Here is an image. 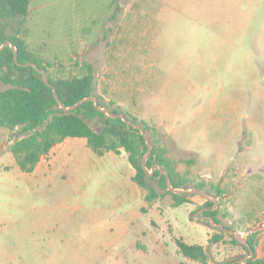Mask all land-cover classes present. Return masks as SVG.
<instances>
[{
    "label": "rangeland",
    "instance_id": "1",
    "mask_svg": "<svg viewBox=\"0 0 264 264\" xmlns=\"http://www.w3.org/2000/svg\"><path fill=\"white\" fill-rule=\"evenodd\" d=\"M259 2L112 0L108 5L107 0H31L26 40L30 51L52 65L49 74L53 78L79 75L80 63L93 65L95 94L113 108L120 107L118 101L125 95L136 99V83L132 80L125 94L126 77L134 65L141 67L140 72L148 69L164 77L172 76L173 72L183 73L185 77L191 74L189 79L202 86L206 82L204 71L210 64L198 62L203 57H217L220 72L215 75L213 87L223 127L221 144L217 146L223 154L224 168L232 173L242 156L264 157V11L255 8ZM124 26V38L119 46L113 39L122 33ZM156 60L162 63L156 65ZM8 88L0 81V91ZM169 88L174 89V83ZM203 101L207 104L208 98L204 97ZM259 122L260 128H253ZM91 126L96 130L102 127L99 121L91 122ZM17 136V131L0 132V144L6 147L0 155V264H140L141 258L142 264H147L146 256L139 257L130 248L126 250V263L119 255L122 245L100 249L94 243L88 255L64 249L58 255L48 253L42 262L38 233L25 234L28 224L16 223L11 214L26 217L24 208L38 212L39 206L61 203L60 214L77 210L82 213L89 203L74 188L75 178L71 175L57 181L59 189L55 190L51 182L21 172L11 152ZM230 173L227 179L232 178ZM223 184L205 183V190L201 191L218 202L216 210L221 225L246 240L253 222L241 223L231 211L232 186L229 182ZM153 186L163 192L157 183ZM157 203L160 239L176 263L185 260L176 255L175 240L180 237L189 244H205L211 264L242 263L249 257L229 236L220 243L210 242L220 230L201 218L205 216V212H200L201 206L186 203L175 207L170 195ZM113 210L111 207L112 216ZM34 227L33 223L28 226ZM110 238L107 239L110 244L118 241L112 235ZM130 241L127 237L124 242L129 245Z\"/></svg>",
    "mask_w": 264,
    "mask_h": 264
},
{
    "label": "crops",
    "instance_id": "2",
    "mask_svg": "<svg viewBox=\"0 0 264 264\" xmlns=\"http://www.w3.org/2000/svg\"><path fill=\"white\" fill-rule=\"evenodd\" d=\"M111 1L107 0V4L110 5ZM263 6L264 0H260L255 8L264 11L261 10ZM125 27L113 39L119 46L124 38ZM161 63L155 62L156 65ZM198 63L210 64L209 69L204 71L206 82L202 86L195 79L194 82L189 79L191 74L185 77L183 73L173 72L172 76L164 77L148 69H145V73L140 72L141 67L134 65L128 72L130 76L126 77L125 94L128 91L127 84L132 80L136 83V99L128 94L120 98L118 105L125 113L129 112L144 121L161 135V143L167 148L168 157L175 162L180 177L203 184L202 190H205V183H230L231 211L240 218L241 223L253 222L252 226H256L257 256L264 258V157L258 159L245 155L241 163L231 169L232 173L224 168L223 154L217 146L221 144L222 138L221 110L213 87L215 75L220 72V61L217 57H203ZM159 81H162L161 85ZM170 83H174V89L169 88ZM204 97L208 98L207 104L203 101ZM260 126L261 122L255 123L253 128L258 129ZM3 146V143L0 144V155L6 148ZM127 162L129 159L124 150L120 154L107 152L99 156L89 147L87 139L68 138L43 157L32 173L21 170L24 174L39 176L51 182L55 190L59 189L57 181L71 175L75 178L74 188L89 203L82 213L77 210L60 214L61 203L58 206H39L38 212L33 208L30 211L24 208L28 214L26 217L11 214L16 223L35 225L32 229L27 226L25 234L38 233V250L42 262L46 261L44 259L48 253L58 255L64 249H67L66 252L82 251L88 255L94 243L100 249L122 245V254L120 252L119 255L126 263V250L130 248L139 253V257L146 256L147 264H181L176 263L174 257H169L160 239L157 201L164 197L148 202L146 191L133 180L135 169ZM229 173L232 178L227 179ZM111 207L114 209L113 216ZM111 235L118 240L114 244L107 241ZM127 237L131 239L129 245L124 242ZM176 255L180 256L178 250ZM184 259L182 264H201ZM139 260L142 264L143 259ZM208 264H211L210 261Z\"/></svg>",
    "mask_w": 264,
    "mask_h": 264
},
{
    "label": "trees",
    "instance_id": "3",
    "mask_svg": "<svg viewBox=\"0 0 264 264\" xmlns=\"http://www.w3.org/2000/svg\"><path fill=\"white\" fill-rule=\"evenodd\" d=\"M30 5L31 0H0V48L10 41L16 48L19 64L33 63L44 70L65 107H72L88 97H96L100 108H106L113 114H123L131 122L141 125L152 143L153 150L144 169L142 160L148 152V147L139 130L128 126L121 119L107 117L106 113L96 109L93 101L85 102L74 111L64 112L54 96L53 89L39 78L36 69L17 65L14 61L15 51L6 46L0 51V81L10 88L0 91V129L18 133L11 146V152L20 170L32 173L40 160L48 156L56 145L68 138H85L89 147L99 156L107 152L120 154L121 150L127 153L129 162L136 171L133 180L148 192L146 195L148 202L166 195L173 197L175 207L191 202L185 195L168 190L166 177L159 169H155L151 176H148L149 171L155 165H160L171 178L174 189L202 190L204 185L192 183L178 175L175 162L168 157V150L161 143L162 137L155 129L125 113L120 107L113 108L107 105L95 94L92 65L83 63L79 75L53 78L49 74L52 65L30 51L26 40ZM93 121H99L102 125L100 130L91 126ZM153 183H157L163 192L160 193ZM213 207V203H206V208ZM205 215L213 217L218 224L222 223L218 218V210L207 211ZM225 236H229L234 244L240 245L250 256L245 245L221 231L215 234L210 242L220 243ZM246 241L255 254L253 259L246 261V264H264V258L257 256V235L247 237ZM175 242L178 255L201 264L209 263L210 257L204 246L189 244L182 237L177 238ZM217 264L240 263L223 261Z\"/></svg>",
    "mask_w": 264,
    "mask_h": 264
},
{
    "label": "water",
    "instance_id": "4",
    "mask_svg": "<svg viewBox=\"0 0 264 264\" xmlns=\"http://www.w3.org/2000/svg\"><path fill=\"white\" fill-rule=\"evenodd\" d=\"M6 46H10L14 51H15V57H14V61L17 65L19 66H31L33 68L36 69V71L38 72L39 74V78L48 86V87H51L54 91V96L55 98L57 99V101L59 102V105H60V108L68 113V112H71V111H74L76 109H78L82 104H84L85 102H88V101H93L95 103V107L97 110L99 111H102L104 113H106L107 117H111V118H114V119H121L123 120L128 126L130 127H133L137 130H139L142 134V136L144 137L145 139V142L147 144V147H148V152L147 154L145 155V157L143 158L142 160V167L144 169H146V161L148 160L149 156L151 155L152 153V150H153V146H152V143L147 135V133L145 132V130L143 129V127L139 124H136V123H133L131 122L125 115L123 114H113V113H110V111L106 108H100L99 106V101L96 97H88L86 99H83L81 101H79L78 103H76L75 105H73L72 107H65L62 102L60 101L59 97H58V94L56 92V89L54 87V85H52L49 80H48V77H47V74L44 70L40 69L36 64H33V63H29V64H19L18 63V54L16 52V48L14 47V45L8 41L6 42L1 48H0V51L6 47ZM155 169H159L161 174L163 176L166 177V180H167V186H168V190L169 191H172L176 194H179V195H185L186 199L203 207L207 202H211L214 204V207L212 209H207L205 207H203L201 209L200 212H207V211H215L217 208H218V202L216 200H214L213 198L209 197L206 193H204L203 191L201 190H193V189H190V190H187V189H174L172 187V181H171V178L168 176V174L161 168L160 165H155L152 169V172L151 173H148V176H151L152 173L154 172ZM202 219L206 220L208 223H210V225L213 227V228H217L219 229L221 232L225 233V234H229L231 236H233L239 243L245 245L248 250H249V254L250 256L249 257H246L242 260V263L240 264H243V262H246L248 260H251L254 258L255 254L252 250V248L250 247V245L247 243L246 240L242 239L236 232L234 231H231L229 229H226L223 225L221 224H218L216 223L215 219L211 216H202L201 217Z\"/></svg>",
    "mask_w": 264,
    "mask_h": 264
},
{
    "label": "built area",
    "instance_id": "5",
    "mask_svg": "<svg viewBox=\"0 0 264 264\" xmlns=\"http://www.w3.org/2000/svg\"><path fill=\"white\" fill-rule=\"evenodd\" d=\"M264 226V223L262 224ZM251 235H257V228L255 227H250V230L247 232V237Z\"/></svg>",
    "mask_w": 264,
    "mask_h": 264
}]
</instances>
